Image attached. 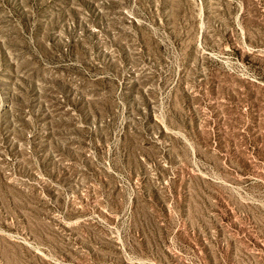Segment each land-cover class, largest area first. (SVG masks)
<instances>
[{"label": "rangeland", "instance_id": "374dc122", "mask_svg": "<svg viewBox=\"0 0 264 264\" xmlns=\"http://www.w3.org/2000/svg\"><path fill=\"white\" fill-rule=\"evenodd\" d=\"M0 264H264V0H0Z\"/></svg>", "mask_w": 264, "mask_h": 264}]
</instances>
